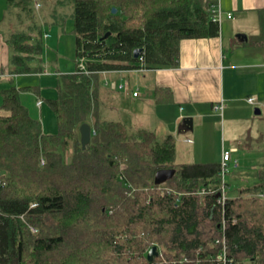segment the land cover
<instances>
[{
	"label": "trees",
	"instance_id": "trees-1",
	"mask_svg": "<svg viewBox=\"0 0 264 264\" xmlns=\"http://www.w3.org/2000/svg\"><path fill=\"white\" fill-rule=\"evenodd\" d=\"M7 1L25 10L34 0ZM61 1L74 5L78 61L48 99L58 131L46 133L22 102L21 90L33 86L0 91V264H223L224 252L226 264H264V167L256 182L220 202L221 162L177 163L173 135L159 138L101 112L114 96L100 73L172 67L182 39L220 35L210 2ZM260 26L254 41L264 45V11ZM12 35L13 72H32L27 61L44 42ZM136 48H143L138 58ZM84 122L92 126L86 149ZM166 168L175 174L157 184ZM154 244L164 257L149 261Z\"/></svg>",
	"mask_w": 264,
	"mask_h": 264
},
{
	"label": "crops",
	"instance_id": "crops-1",
	"mask_svg": "<svg viewBox=\"0 0 264 264\" xmlns=\"http://www.w3.org/2000/svg\"><path fill=\"white\" fill-rule=\"evenodd\" d=\"M207 1L212 7L221 8L223 11L221 33L214 37L182 39L178 64L158 69L134 68L100 73L105 75V78L100 77V80L106 91L120 93L124 88L132 90V94L127 96L136 105L133 112L141 113L142 105H139V101L152 100V112L157 123L151 129L155 130L159 138H165L170 134L175 137L176 160L178 141L197 150L201 143L204 144L206 134H210L211 137L213 132H216V137L222 134L224 141L227 138L235 153H249L259 148L258 146L264 149V123L253 113L254 109L256 112L259 110L257 113H262L264 108V51L263 45L254 41L261 32L260 15L264 11V0ZM9 11L8 1L0 0V86H2L0 91L15 84L17 87L33 86L31 91H35L38 96L45 95L44 79L49 78V81L55 84V76L59 80L63 72L57 70L56 75L51 74L52 71L49 66L46 69L42 56L28 59L34 61L38 58V64L31 65L35 68L32 72H13V49L7 41L6 33V26L9 25L6 18ZM250 25L254 26V31L246 28ZM236 32H240L239 38L242 43H235L233 33ZM226 37L229 43L234 45L232 48L234 53L230 56L226 53ZM134 73L139 77L142 75L146 81L149 90L147 96H142L141 89L133 84L130 74ZM110 74L117 76L111 77ZM23 75H27L26 77L35 75L39 83L36 81L22 83L27 81ZM25 91L30 90H21V99ZM134 91H138V95H134ZM0 95L2 100V94ZM121 100L122 96H119L117 99L119 105ZM36 102L39 111L33 102L27 107L31 115L40 120L45 131V110L40 97ZM221 103L223 109H217ZM185 118H192V124L189 121L184 122ZM183 148L186 151L185 147ZM211 162L217 161L203 162L201 159H195L181 163ZM238 164L235 168L239 167ZM263 167L264 161H259L242 170H235L232 177L240 182L246 178L256 179L254 181L256 182ZM227 183L230 188L228 180Z\"/></svg>",
	"mask_w": 264,
	"mask_h": 264
},
{
	"label": "rangeland",
	"instance_id": "rangeland-1",
	"mask_svg": "<svg viewBox=\"0 0 264 264\" xmlns=\"http://www.w3.org/2000/svg\"><path fill=\"white\" fill-rule=\"evenodd\" d=\"M25 10L18 7L10 8L6 18V21L9 23V25L6 26L7 37L12 38V34L23 32L31 35L32 38L30 39L32 41L36 36L39 37L44 42L43 53L40 56H42V60L43 63H45L44 65H46V69L47 66H49L52 71L51 74L53 75H56L55 71L57 70L63 73L74 72L78 59L76 57L75 47L73 3L63 2L61 0H34ZM246 28L249 31H254V26L250 25ZM239 33H233L235 43L243 42L239 38ZM233 47L234 45H231L229 43L228 37H226V53L229 56L234 53L232 50ZM37 59L34 61L28 60L27 62L29 65H36L38 64ZM23 76L26 77L27 75ZM110 76L114 77L117 75L110 74ZM130 76H132L131 79L133 84L137 85L141 89L142 96H147L149 94V90L146 86V81L144 80L143 76L141 75V77H139V75L136 73L130 74ZM100 77L104 79L105 75L101 74ZM55 78V84H52V82L49 81V78L44 79L43 93H45V95L41 94V96H38L35 91L31 90L22 93L23 103L29 107V105H31L33 102L37 111H39V108L36 101L38 100V97H40L45 110V132L48 134H53L58 131L57 118L48 101V99L56 98L58 96V79L56 76ZM24 79H27V81L22 83H35L34 81L39 83V79L35 75H30ZM108 92L110 94V91ZM108 92L102 91L101 96L104 97V95L108 94ZM128 94H132V90L130 88H124L120 93L119 91H114L112 93V96H114L113 99L107 103L106 101H103V105H101L102 116L124 119L125 121H128L134 125L153 128L157 123V119L152 112V100L147 99L143 102L139 101V105H142V109L141 113H136L133 112L135 111L136 105L133 100L127 96ZM119 96H122V100L119 102L120 105L117 103ZM1 105L2 100L0 95V112H4V109L1 107ZM130 112L131 114L128 115ZM137 112H140V110H137ZM253 113L264 123V108L262 113H257L256 109L253 110ZM215 133L216 132H213L211 137H209L210 134L207 133L205 139H203L204 144L202 145L201 143L197 150L193 149L190 145H182L180 141H178V156L177 160L175 159V161L181 163L183 161L190 162L195 161V159H201L203 162H222L223 152L226 151L230 153L232 155V161L230 165V171L226 176V179L230 183V188H228L227 195H236L243 190V187L253 184L256 179L252 180V178H246L240 182L232 177V173L235 170H242L254 163H258L259 161L263 162L264 149L261 148L262 146H258L259 148H256L249 153H244L241 151V153H235V150H233L232 146L230 145V141L227 138L226 141H224L222 134L216 137ZM183 147H185L186 151H184ZM235 162L239 163V167L235 168ZM160 248L161 247L158 246V250L160 251L159 255L162 259L164 256L162 255Z\"/></svg>",
	"mask_w": 264,
	"mask_h": 264
},
{
	"label": "water",
	"instance_id": "water-1",
	"mask_svg": "<svg viewBox=\"0 0 264 264\" xmlns=\"http://www.w3.org/2000/svg\"><path fill=\"white\" fill-rule=\"evenodd\" d=\"M113 11L116 12L117 9L113 8ZM109 35L107 33L104 37L106 38ZM244 37H247L245 34H243ZM143 51V48H136L134 50V57L138 58ZM259 110H257L258 112ZM190 122L192 124V118H185L184 122ZM80 132V141L83 149H86L88 144H90L92 139V126L88 122H84L79 127ZM175 174V169L173 168H166V169H160L157 171L155 176V182L157 184L164 183L167 179L171 178ZM219 196V194H217ZM160 251L158 250V245L154 244L148 251L147 257L149 261H153L155 257L159 256Z\"/></svg>",
	"mask_w": 264,
	"mask_h": 264
},
{
	"label": "built area",
	"instance_id": "built-area-1",
	"mask_svg": "<svg viewBox=\"0 0 264 264\" xmlns=\"http://www.w3.org/2000/svg\"><path fill=\"white\" fill-rule=\"evenodd\" d=\"M211 14L214 20H217L219 23L221 22L222 18H223V11L221 8H214L211 7ZM231 16V14H229V17ZM79 66L82 70H86V66H85V62L84 60H81L79 63ZM124 86V85H121ZM134 95H138V91H134L133 93ZM217 109H223V103H221ZM231 154L224 151L223 152V159L221 162V168H220V172H219V178H220V187L219 190L217 192V194H219L218 198L220 202H225L226 198H227V190H228V183H227V179L226 176L228 174V172L230 171V165H231ZM235 166H237V163L235 162ZM202 192H205V189L202 190ZM223 227H225V224L223 222L222 224ZM222 260H223V264H226V254L225 252L222 255Z\"/></svg>",
	"mask_w": 264,
	"mask_h": 264
}]
</instances>
